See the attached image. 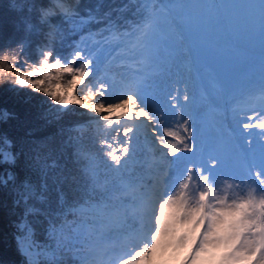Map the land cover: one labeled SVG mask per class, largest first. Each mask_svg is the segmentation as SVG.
<instances>
[{"label": "snow or ice", "instance_id": "6c2138e0", "mask_svg": "<svg viewBox=\"0 0 264 264\" xmlns=\"http://www.w3.org/2000/svg\"><path fill=\"white\" fill-rule=\"evenodd\" d=\"M79 3L49 0L40 21L48 26V50H39V65L22 71L8 64L16 67L10 83L50 98L56 119L73 113L70 106L88 116L70 129L77 174L60 176L68 192L59 193V223L49 221L55 250L36 252L26 223L20 243L28 264L62 250L76 264H264V0L242 5L259 15V81L241 86L214 76L211 96L199 100L183 71L184 54L217 21L177 15L182 6L160 0H130L123 8L135 9L131 19L100 15L99 5L82 15ZM62 25L70 35L83 33L69 45L70 56L54 48ZM240 87L251 103L232 107L228 120V100ZM209 107L220 118L214 135L202 131L200 109ZM0 157L16 160L13 152ZM32 195L29 189L22 198Z\"/></svg>", "mask_w": 264, "mask_h": 264}, {"label": "trees", "instance_id": "16d2710c", "mask_svg": "<svg viewBox=\"0 0 264 264\" xmlns=\"http://www.w3.org/2000/svg\"><path fill=\"white\" fill-rule=\"evenodd\" d=\"M160 2L182 6L177 7V15L179 12L181 15L194 14L198 18L204 17L206 20L211 18L217 21L194 37L192 49H197L191 54L192 62L189 63H195V67L199 69L205 58L201 51L203 41L209 42L213 49L215 45L222 48L228 45L231 37L235 43L247 48L244 37L256 38L260 32L256 33L260 28L258 11L253 13L251 9L242 7L254 3L255 0H160ZM69 3H75V0H69ZM129 3L130 0H80L77 10L86 15L87 9L95 10L99 5L100 15L110 13L112 18L123 16L131 19L135 9L123 8ZM48 4L49 0H0V61H4L7 55V70L0 67V78L6 82L3 85L5 87H0V114L8 113L7 118L0 115V152L7 150L16 156L15 163H4L0 157V264H28L29 258L22 251L20 243L26 223L31 226L32 240L40 246L35 249L36 252L55 250V239L49 235V221L55 220L59 223L60 217L56 216L61 210L59 193L68 192V182L60 183V176L62 173L66 175L69 169L73 170V174H77L74 149L68 143L69 136L76 133L70 129L77 123H86L88 120V116L79 114L84 110L76 106H70L74 109L73 113L64 114L56 119L55 113L50 111L52 108L50 98L43 93L34 92L30 88L15 92L7 87V83L14 80L16 67L21 65L26 67L27 64L41 59L38 48L48 50V26L40 22L41 9ZM191 5L200 7L193 8ZM208 7L212 10L211 17L206 12ZM51 22L59 23L60 18L56 17ZM28 24L33 25L31 30L27 28ZM103 26L104 22L101 21L90 25V28L97 31ZM62 29L63 39L57 38L54 48L70 56L73 48L69 45L74 46L83 33L70 35L67 25H62ZM248 48L256 51L249 46ZM226 49L232 52L229 46ZM13 56L19 57L18 63L13 61ZM9 63H15L16 67L9 69ZM23 67L21 68L26 69ZM240 97H243V94L235 92L229 99L230 102H234ZM5 138L11 142L10 145L3 143ZM85 143L91 144L88 140H85ZM94 150L98 152L100 149L97 147ZM29 189L33 190L35 195L28 196L29 202L25 203L22 195L27 194ZM41 195L44 199H40ZM66 198L71 199V195ZM28 208L35 211L27 212ZM69 219L72 217L69 216ZM35 259L37 264H53L56 259L76 264V257L71 252L63 250L52 258L41 254Z\"/></svg>", "mask_w": 264, "mask_h": 264}, {"label": "rangeland", "instance_id": "374dc122", "mask_svg": "<svg viewBox=\"0 0 264 264\" xmlns=\"http://www.w3.org/2000/svg\"><path fill=\"white\" fill-rule=\"evenodd\" d=\"M209 16L211 17V14L208 13ZM202 19H204V17H202ZM260 31V28L257 30L256 33H258ZM200 33V32H199ZM198 33V34H199ZM255 33V34H256ZM197 34V35H198ZM240 37V36H239ZM245 40V45L248 47H251L252 49H256L255 52H261L262 53V45H261V39H260V32L259 34L256 36V38H253V36H245L244 37ZM204 45H203V48H201V51H203L204 53V60H203V63H211L213 64V66L218 70V71H221L222 72V76H227V77H230L233 81L235 80H238V81H247L244 77H243V74H241V71H251L252 70V73H251V77L254 78L255 76H257L258 74H261V58L257 57L255 58L254 55L251 56H238V57H234V56H231V57H228L226 59H223L222 57H220L218 55V50L216 48H212L209 44V42L207 43L206 41H203ZM202 47V46H201ZM197 49V48H196ZM196 49H192V52H194ZM39 50H44L42 48H38V52ZM192 52H189V57H190V54ZM187 53V52H186ZM186 53L184 54V57H186ZM4 58V57H3ZM2 58V59H3ZM4 60V59H3ZM6 62L7 61H0V64H2L4 70H7L6 69ZM39 62H40V59L36 60L35 62H32L30 64H27L28 66L26 67H23V68H26V69H22V71H28L31 69L32 66H38L39 65ZM79 63V62H78ZM186 65V64H185ZM187 67V65H186ZM240 72V73H238ZM187 78L189 77L187 74L185 75ZM207 77V76H206ZM4 83H6L5 81H3L2 78H0V87H5L3 86ZM9 83V82H8ZM7 83V87H9V89H11L12 91H15V92H20L22 89H26V88H18V87H15L12 83ZM207 84H211V81L209 80L207 82ZM202 86H208L206 85L205 83V80L203 81H200V83H197L196 85V88L199 89L201 88ZM211 88V86L209 87ZM195 88H193V85L192 87L190 86V90H191V93L196 96V91H194ZM80 95H82V93H78ZM206 104H209L211 103V101H205ZM259 105L257 104L256 108H258ZM201 112H203V114H206L208 112H212L211 108L209 107L207 111H205L204 109H201ZM249 114H251V112H249ZM220 119L218 116L217 117H213L212 120H205L203 121L204 124H203V127H202V131H204L205 133L207 134H216V129L219 127H216L215 126V122L213 120H218ZM255 139H259L258 137L255 138ZM4 152H8L7 150H4ZM98 153H100V150L98 151ZM101 155V158H103L102 156V153H100ZM26 195V194H23L22 197ZM19 198V197H18ZM23 201L26 203V202H29V199L27 198L26 200L24 198H22ZM182 255L180 257V259H182ZM171 264H179V260H172L171 261Z\"/></svg>", "mask_w": 264, "mask_h": 264}]
</instances>
